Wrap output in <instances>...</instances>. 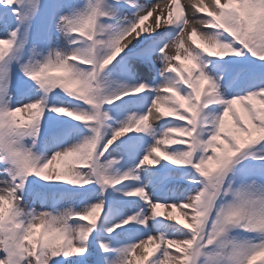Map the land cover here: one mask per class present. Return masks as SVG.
Masks as SVG:
<instances>
[{"label": "snow or ice", "instance_id": "snow-or-ice-1", "mask_svg": "<svg viewBox=\"0 0 264 264\" xmlns=\"http://www.w3.org/2000/svg\"><path fill=\"white\" fill-rule=\"evenodd\" d=\"M0 264H264V0H0Z\"/></svg>", "mask_w": 264, "mask_h": 264}, {"label": "rangeland", "instance_id": "rangeland-1", "mask_svg": "<svg viewBox=\"0 0 264 264\" xmlns=\"http://www.w3.org/2000/svg\"><path fill=\"white\" fill-rule=\"evenodd\" d=\"M182 2H183V0H182ZM159 168V167H158ZM153 171H155V169L153 170ZM180 171H183V170H179L178 172H180ZM156 172V171H155ZM177 172V173H178ZM157 173V172H156ZM158 174V173H157ZM145 183H147V180H145L144 181ZM89 187H93V186H89ZM170 188V186H169V183L167 184H165V185H161L160 184V182H159V179H153V181H152V184L148 187V191L149 192H153V193H155V195L157 196V197H162V196H164L165 194H167V195H169L170 197H171V193H169L168 192V189ZM97 191H98V189H97ZM43 195H46L47 197H48V199L50 200V197H51V191L49 192V191H46V192H44V193H42ZM62 197H63V193L62 192H60V191H58V200H61L62 199ZM79 199V198H78ZM92 199H95V197L93 196L92 197ZM135 199V198H134ZM78 206H79V204H78ZM162 210V209H161ZM164 210V209H163ZM116 218L118 219V216H116ZM114 222V221H113Z\"/></svg>", "mask_w": 264, "mask_h": 264}]
</instances>
